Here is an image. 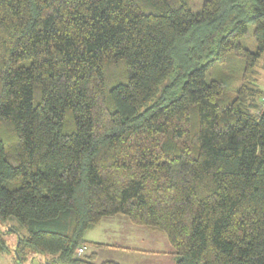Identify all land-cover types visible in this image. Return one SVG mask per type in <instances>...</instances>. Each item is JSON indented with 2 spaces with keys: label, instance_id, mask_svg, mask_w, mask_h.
Masks as SVG:
<instances>
[{
  "label": "trees",
  "instance_id": "trees-1",
  "mask_svg": "<svg viewBox=\"0 0 264 264\" xmlns=\"http://www.w3.org/2000/svg\"><path fill=\"white\" fill-rule=\"evenodd\" d=\"M194 7L0 0V256L97 264L125 215L176 264H264V0Z\"/></svg>",
  "mask_w": 264,
  "mask_h": 264
},
{
  "label": "rangeland",
  "instance_id": "rangeland-1",
  "mask_svg": "<svg viewBox=\"0 0 264 264\" xmlns=\"http://www.w3.org/2000/svg\"><path fill=\"white\" fill-rule=\"evenodd\" d=\"M195 7L193 12L197 13L201 10L204 0H193ZM242 44L252 50H257V42L253 36V26L249 27V34L241 39ZM260 85L264 89V70L262 71V77L260 79ZM264 104V101H262ZM11 222V226H16L20 229V225L16 220ZM11 226L8 229L11 230ZM6 227L2 226V231L5 232ZM21 230V229H20ZM23 230H21L22 233ZM4 239L9 242L11 248L17 241V237L14 233L5 234ZM85 240L89 243L102 242L106 245L101 250L100 258L106 259H124V264H176L177 253L171 246L168 236L163 231H152L145 227H138L134 225L127 216L117 215L115 217H106L100 223V225L90 229ZM126 247L130 250L131 255L122 253L117 250V247ZM95 247H91L88 251H97ZM129 252V251H128ZM16 253V252H15ZM48 259H52L51 256H47ZM41 260V261H40ZM43 259H35L33 263L28 264H43ZM0 264H16L14 261L13 252L10 254H3L0 256Z\"/></svg>",
  "mask_w": 264,
  "mask_h": 264
},
{
  "label": "crops",
  "instance_id": "crops-1",
  "mask_svg": "<svg viewBox=\"0 0 264 264\" xmlns=\"http://www.w3.org/2000/svg\"><path fill=\"white\" fill-rule=\"evenodd\" d=\"M96 243H101L102 244V246L100 248H97L98 249L97 252L99 253L98 254V259L96 260L97 264H101V263L106 262V261H114V262H116L118 264H124L123 263L124 259L122 257H119L120 259L116 258V259H106V260H104L103 258H100L101 250L104 249L106 247V245L104 243H102V242H96ZM89 248H91V247H89ZM118 248H120L122 253H127V254L131 255L130 250L127 249L126 247H122V246L121 247H117V250H118ZM120 250H118V251L120 252ZM89 253H91V252H89ZM124 262H126V261H124Z\"/></svg>",
  "mask_w": 264,
  "mask_h": 264
},
{
  "label": "built area",
  "instance_id": "built-area-1",
  "mask_svg": "<svg viewBox=\"0 0 264 264\" xmlns=\"http://www.w3.org/2000/svg\"><path fill=\"white\" fill-rule=\"evenodd\" d=\"M86 251H87V246H82V247L79 248V250H78V254H79V255H82V254H84Z\"/></svg>",
  "mask_w": 264,
  "mask_h": 264
},
{
  "label": "water",
  "instance_id": "water-1",
  "mask_svg": "<svg viewBox=\"0 0 264 264\" xmlns=\"http://www.w3.org/2000/svg\"><path fill=\"white\" fill-rule=\"evenodd\" d=\"M17 258H18V256H17Z\"/></svg>",
  "mask_w": 264,
  "mask_h": 264
}]
</instances>
